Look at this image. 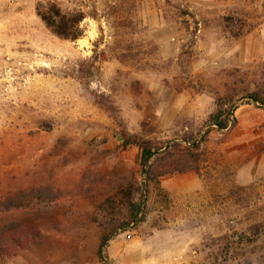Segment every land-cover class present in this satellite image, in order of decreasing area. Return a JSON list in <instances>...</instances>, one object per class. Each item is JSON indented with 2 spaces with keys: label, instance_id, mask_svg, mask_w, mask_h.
<instances>
[{
  "label": "rangeland",
  "instance_id": "1",
  "mask_svg": "<svg viewBox=\"0 0 264 264\" xmlns=\"http://www.w3.org/2000/svg\"><path fill=\"white\" fill-rule=\"evenodd\" d=\"M39 2L83 12V37L53 35ZM254 95L264 0H0V200L53 191L14 214L41 235L7 264H264ZM234 107V128L208 127ZM124 133L161 151L124 148ZM131 185L139 225L119 204Z\"/></svg>",
  "mask_w": 264,
  "mask_h": 264
},
{
  "label": "trees",
  "instance_id": "2",
  "mask_svg": "<svg viewBox=\"0 0 264 264\" xmlns=\"http://www.w3.org/2000/svg\"><path fill=\"white\" fill-rule=\"evenodd\" d=\"M36 14L46 28L59 39L75 42L81 39L84 35L82 23L86 19V16L83 12H64L54 2H39L36 5ZM252 101L253 103L264 105V99L260 98L258 95L252 96ZM236 109V107L228 111L218 109L210 116L207 122L208 127L210 129H216L219 132L234 128L237 124L235 116ZM121 139L124 141V148L131 145H137L143 148L146 152H149L150 154L152 153L151 156L157 155L161 151L160 148L156 146L153 147L150 143L144 142L135 136L126 133L121 136ZM199 145V143H195L194 147L198 148ZM170 173L171 172H165L163 175ZM88 177H90L89 179L94 178V181L97 183L102 181L91 174H84V179L87 180ZM83 181L80 183V190L78 189L80 192L83 189ZM52 192V190L46 188H34L32 191L31 189L19 190L15 193H10L9 196L0 200V264H7L11 259L16 257L20 251L33 246L37 243L41 235L40 229L34 223V214L25 215L21 218L15 217L14 214L24 210L28 211L29 209L34 211L31 197L35 198L37 195L42 194L51 196ZM119 193L122 197L119 204L126 206L129 210L128 225L131 223L136 225L143 223L145 220L144 215H142L143 204L142 202H138L134 195V193H138L135 185L129 186L126 191L125 189L120 190ZM45 198L48 199L46 196ZM3 217L9 218L4 220ZM108 239L109 236L103 237L102 246L105 245Z\"/></svg>",
  "mask_w": 264,
  "mask_h": 264
}]
</instances>
